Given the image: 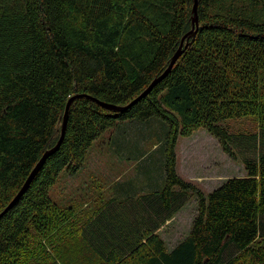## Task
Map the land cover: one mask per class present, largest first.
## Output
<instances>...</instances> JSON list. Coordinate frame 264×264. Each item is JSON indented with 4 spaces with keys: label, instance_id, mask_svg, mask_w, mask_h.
<instances>
[{
    "label": "trees",
    "instance_id": "obj_1",
    "mask_svg": "<svg viewBox=\"0 0 264 264\" xmlns=\"http://www.w3.org/2000/svg\"><path fill=\"white\" fill-rule=\"evenodd\" d=\"M194 5L0 0V264H264V0H198L196 16ZM246 117L257 132L223 126ZM155 119L165 138L152 151L160 144L162 158L141 153ZM200 129L229 157L241 154L246 170L207 196L177 171L179 138ZM110 130L120 158L141 159L145 184L95 203L72 254L62 234L73 211L52 191ZM194 194L192 229L168 250L157 231Z\"/></svg>",
    "mask_w": 264,
    "mask_h": 264
},
{
    "label": "rangeland",
    "instance_id": "obj_2",
    "mask_svg": "<svg viewBox=\"0 0 264 264\" xmlns=\"http://www.w3.org/2000/svg\"><path fill=\"white\" fill-rule=\"evenodd\" d=\"M161 123L163 122L160 120L148 123V136L143 141L142 150L140 149L142 154L148 153V155L151 154L154 157L159 155L161 158L163 157L164 147L162 148L160 144L157 150L152 151L154 144L164 141L165 138ZM130 125L132 124L125 123L121 128H128L127 126ZM223 126L229 127L230 131L235 134L254 133L259 130V122L255 117L228 120L223 123ZM113 132L114 130L108 131L94 144L79 173L75 175L67 172L62 173L52 191V197L58 203V206L73 211L70 218H68L69 230L66 233L67 236L64 238L65 233L62 234L64 239L62 240L66 245L62 244L64 247H70L71 245L72 251H74L72 254L80 251V242L76 235L79 224L91 212L89 210L94 208L95 203L99 204L108 197L110 190L111 178L106 175L108 173L112 174L113 171L108 170L107 173L96 171V169L100 166L109 169L112 166L110 161H122L118 156L117 151L119 150H117V147L124 144L123 142L111 144ZM99 148L101 149V156H99ZM176 154L178 173L194 184L205 196L220 187L228 179L246 176L242 161L243 156L240 154V158L229 157L222 150L218 140L204 129H200L191 137H180ZM98 161L100 162L98 163ZM155 164L158 165V162L156 161ZM133 165L132 161L123 160L118 166L119 172L123 174L119 173V175H134ZM198 209L199 198L194 194L184 208L161 229L159 235L168 250L174 249L189 235Z\"/></svg>",
    "mask_w": 264,
    "mask_h": 264
},
{
    "label": "crops",
    "instance_id": "obj_3",
    "mask_svg": "<svg viewBox=\"0 0 264 264\" xmlns=\"http://www.w3.org/2000/svg\"><path fill=\"white\" fill-rule=\"evenodd\" d=\"M100 152H99V156H101V149L99 148L98 149ZM100 160L102 159V158H99ZM121 159H122V161L123 160H125V159H127V160H130V161H132L133 162V167H134V175H129V174H124V175H119V173H121V174H123L122 172H119V169H118V166L120 165V163L122 162H120V161H110L111 162V164H112V166L109 168V169H107V168H105V167H98L97 169H96V171H99V172H107L108 173V170H112L113 171V173L112 174H107L106 176L107 177H110L111 178V182H110V190H109V193H108V197L106 198V199H104L103 201H106V200H108V199H111V198H113V197H115V196H117V192H118V189L120 188V187H122V186H124V188H131V189H133V190H135V192H136V190H137V192H141V188L143 187V185L145 184V182H144V178H145V176H144V174H143V171H142V173H141V170L139 169L140 168V166H139V162L141 161V159H138V160H136V159H134V158H122L121 157ZM100 161H98V163H99ZM128 176H130V177H128ZM164 178V177H163ZM161 179V178H160ZM160 183L161 182H163V179L161 180V181H159ZM162 184V183H161ZM162 186V185H161ZM136 192V193H137ZM97 197H99V196H97ZM102 202V201H101ZM100 202V203H101ZM99 203V204H100ZM98 204V205H99ZM96 207V204H94V208ZM178 214V213H177ZM176 214V215H177ZM175 217V216H174ZM173 217V218H174ZM172 218V219H173ZM171 219V220H172ZM170 220V221H171ZM170 221H167V223H165V224H163V226L161 227V229L162 228H164ZM161 229H159L157 232H158V234H159V232L161 231ZM178 245V244H177Z\"/></svg>",
    "mask_w": 264,
    "mask_h": 264
},
{
    "label": "water",
    "instance_id": "obj_4",
    "mask_svg": "<svg viewBox=\"0 0 264 264\" xmlns=\"http://www.w3.org/2000/svg\"><path fill=\"white\" fill-rule=\"evenodd\" d=\"M197 1H198V0H195V5H194V13H195V16H196V9H197ZM197 24H198V20H197V17H195V19L193 20V29H192V31L189 32V33L183 38V40H182V42H181V45H180L179 49L177 50V52H176V53L174 54V56L172 57L171 62H170V65H169V67L167 68V70L165 71V74H166L168 71H170V69L174 66V64L176 63V61L178 60V58H179L180 55L182 54V49H183V47H184V42H185V40H188L189 38H191V37H193V36L195 35V33H196V31H195V25H197ZM159 79H160V78H159ZM159 79H158V80H159ZM158 80H155V81L153 82V84L156 83ZM153 84H152V85H153ZM152 85H151V87H152ZM151 87H150V88H151ZM150 88H149V89H150ZM149 89H148V90H149ZM148 90H147V91H148ZM76 97H77V96H76ZM78 97H81V96H78ZM74 99H75V97L72 98V99L69 101L68 105H67L66 113H65V116H64L63 124H62V134H61V139H60V140H62L63 137H64L65 129H66V124H67V120H68V113H69L70 105H71V103H72V101H73ZM60 143H61V142L59 141L58 144H57V147L60 145ZM52 152H53V150H49V151H47V152L42 156V158L40 159V161L38 162V164H37L36 167L34 168L33 172L31 173V175H30L28 181H27L26 184L24 185V187H23L22 191L20 192V194L23 193V192L25 191V189L28 187V185L30 184V182L32 181V179H33V178L35 177V175L37 174V172H38V170L40 169V167L43 165L45 159H46V158H47Z\"/></svg>",
    "mask_w": 264,
    "mask_h": 264
}]
</instances>
